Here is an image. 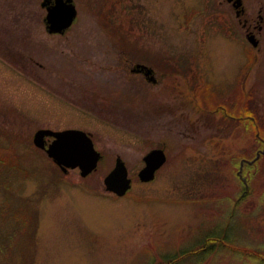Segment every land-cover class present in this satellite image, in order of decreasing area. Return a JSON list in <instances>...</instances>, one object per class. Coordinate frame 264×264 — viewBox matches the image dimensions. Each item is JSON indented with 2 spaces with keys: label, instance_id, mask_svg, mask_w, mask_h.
Masks as SVG:
<instances>
[{
  "label": "rangeland",
  "instance_id": "1",
  "mask_svg": "<svg viewBox=\"0 0 264 264\" xmlns=\"http://www.w3.org/2000/svg\"><path fill=\"white\" fill-rule=\"evenodd\" d=\"M41 1L0 0V158L28 171L1 173L10 186L0 207L27 227H0V264H193L185 250L210 228L226 250L198 264H259L264 0H242L256 47L224 0H70L77 13L64 35L46 32ZM121 51L171 76L161 87L128 81ZM38 128L90 132L96 169L62 173L32 143ZM153 148L166 161L140 182ZM117 156L131 178L121 197L102 182Z\"/></svg>",
  "mask_w": 264,
  "mask_h": 264
},
{
  "label": "water",
  "instance_id": "2",
  "mask_svg": "<svg viewBox=\"0 0 264 264\" xmlns=\"http://www.w3.org/2000/svg\"><path fill=\"white\" fill-rule=\"evenodd\" d=\"M224 1L231 4L238 22L241 23L242 21V27L246 30V40L252 47H256L258 40L254 33L248 30L247 20L242 19L244 15L243 1ZM46 12L48 30L55 33H60L68 28L76 16V9L73 4L64 0H54V3L47 7ZM258 19L256 28L260 30L261 15L258 16ZM47 137H52V140L47 141ZM32 143L44 151L62 173H67L69 169H78L80 177H86L92 173L100 158V153L94 148L91 134L81 129L67 128L57 131L50 128H38L33 133ZM263 152L264 150H262ZM259 155L257 153L253 160H256ZM142 161L144 165L138 170L137 178L140 182H150L154 179L156 171L165 163L166 154L162 148H153L143 155ZM252 161H248V164H251ZM238 175H241V168ZM102 182L105 191L118 197L123 196L130 189L131 178L120 157L115 158L113 167L104 176Z\"/></svg>",
  "mask_w": 264,
  "mask_h": 264
},
{
  "label": "trees",
  "instance_id": "3",
  "mask_svg": "<svg viewBox=\"0 0 264 264\" xmlns=\"http://www.w3.org/2000/svg\"><path fill=\"white\" fill-rule=\"evenodd\" d=\"M207 99H209V98H207ZM206 111L208 112V110H206ZM209 111H211V110H209ZM245 111H246L245 115H247V114L252 115L253 119L256 120L255 122L260 121V117L258 116V114L256 112H254L253 109H250V110L247 109ZM231 118L234 119L232 116H231ZM258 124H261V123L259 122ZM14 159H16V158H14V157L10 158L8 156H5L4 159L0 158V188L3 187V188L8 189V185H9L5 181L6 177L3 174H1L2 172L8 173L10 175V177H12L13 179L17 178V175H14V173H18L20 177L24 176L26 173L28 175V171L26 169H24L19 164V161H14ZM0 211H3V212H0V227H2V228L5 227L4 225H6V224H4V223L6 222L7 219L10 220V222H11L10 226H13L12 223H14V224H16V226H19L21 228L27 227V222L25 220L24 221L20 220L19 217L17 219V214H15L13 216L7 215L6 213H8V209L5 206L0 207ZM4 214H6V216H4ZM6 233H8V232H5V234ZM8 235H9V233H8ZM221 240L228 241V239L224 233L222 235L218 232H215L212 228H210L209 232H207V235L205 238H203L198 243H194L191 249H186L185 251L190 250L191 252L189 254H192V256H193V258H192V260H194L193 264H198V263L202 262L209 254H211L213 252L221 251V250H226V248H225L226 246L221 242ZM229 250H231V249H229ZM256 252H258L260 255L258 257L253 256V258H257V260H259V264H262L264 262V251L256 250ZM172 261H174L173 257H170V259H167L166 261L164 260L160 264H169V263H172ZM195 261H196V263H195ZM176 263H179V261ZM176 263H172V264H176ZM148 264H152V261L149 262ZM180 264H184V261H181Z\"/></svg>",
  "mask_w": 264,
  "mask_h": 264
},
{
  "label": "flooded vegetation",
  "instance_id": "4",
  "mask_svg": "<svg viewBox=\"0 0 264 264\" xmlns=\"http://www.w3.org/2000/svg\"><path fill=\"white\" fill-rule=\"evenodd\" d=\"M64 1L72 3L73 6L75 7V5L72 1H70V0H64ZM224 2H226V1H224ZM53 3H54V0H42L40 3L41 7L45 10V15L43 16L42 21H43L44 28H45L46 32L48 30V24H47V21L45 18L46 13H47L46 9H47V7L52 5ZM226 4L231 6L230 3L226 2ZM231 8H232V6H231ZM75 9H76V7H75ZM16 21H17V18H15V17L10 19V22L16 23ZM257 25H258V22L256 23V25L253 26V29H257L256 28ZM247 27H248V30L251 31V29H250L251 25L249 23H247ZM62 32H60L59 34L64 35ZM119 60L121 61L122 70H124V72L128 73V75L125 76L128 81L137 80L139 83H141L145 86L148 85V86H160L161 87L164 80L167 79V76L168 75L171 76V74H169V73L160 72L152 63H149L145 60H140V59H136L134 57H131V55L128 52L121 51V54L119 56ZM137 64H140V65H137ZM248 118H250L252 120L251 117H248ZM88 133L91 134L90 132H88ZM91 137H92V134H91ZM50 139L51 138H47V141H49ZM164 152H165V150H164ZM241 161H242V159H240V163H241ZM245 163L248 164V162L243 161V164H245ZM248 165H251V164H248ZM242 168H243V165L241 166V169ZM237 175H238V172H237ZM238 177L240 179L242 178L241 175H238ZM241 181L245 184L243 179ZM245 186H246V184H245Z\"/></svg>",
  "mask_w": 264,
  "mask_h": 264
},
{
  "label": "bare ground",
  "instance_id": "5",
  "mask_svg": "<svg viewBox=\"0 0 264 264\" xmlns=\"http://www.w3.org/2000/svg\"><path fill=\"white\" fill-rule=\"evenodd\" d=\"M160 169V168H159Z\"/></svg>",
  "mask_w": 264,
  "mask_h": 264
}]
</instances>
